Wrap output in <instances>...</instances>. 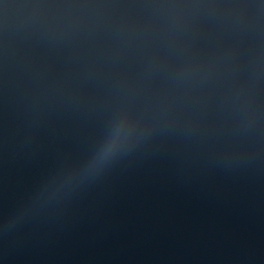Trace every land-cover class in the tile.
<instances>
[{
    "label": "water",
    "instance_id": "obj_1",
    "mask_svg": "<svg viewBox=\"0 0 264 264\" xmlns=\"http://www.w3.org/2000/svg\"><path fill=\"white\" fill-rule=\"evenodd\" d=\"M0 264H264V0H0Z\"/></svg>",
    "mask_w": 264,
    "mask_h": 264
},
{
    "label": "clouds",
    "instance_id": "obj_2",
    "mask_svg": "<svg viewBox=\"0 0 264 264\" xmlns=\"http://www.w3.org/2000/svg\"><path fill=\"white\" fill-rule=\"evenodd\" d=\"M205 78L206 73L193 64L178 68L172 77V85L180 95L173 102L182 103L186 96L195 91ZM236 99L241 100L238 96ZM242 102L247 111L244 120L240 121L238 126L249 131L257 125L259 114L250 101L243 100ZM136 133V121L129 116L122 117L117 125L116 134L99 149L89 164V170L98 169L108 163L121 148L132 140Z\"/></svg>",
    "mask_w": 264,
    "mask_h": 264
}]
</instances>
